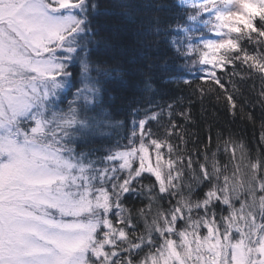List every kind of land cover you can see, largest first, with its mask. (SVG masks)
<instances>
[{
  "label": "snow or ice",
  "instance_id": "6c2138e0",
  "mask_svg": "<svg viewBox=\"0 0 264 264\" xmlns=\"http://www.w3.org/2000/svg\"><path fill=\"white\" fill-rule=\"evenodd\" d=\"M191 9L178 58L188 61V75L189 64H199L196 78L221 89L216 68L247 65L245 78L261 81L247 107H260L264 142V0H207ZM94 14L93 0H0V264H264V153L250 157L239 143L237 161L221 165V142L224 153L237 143L231 133L217 131L215 151L194 141L184 155L168 138L175 117H190L170 103L133 121L127 144L96 158L77 152V141L123 127L107 107L108 85L122 70L93 59ZM227 100L234 116L254 123L244 102ZM165 117L163 135L145 127Z\"/></svg>",
  "mask_w": 264,
  "mask_h": 264
},
{
  "label": "trees",
  "instance_id": "16d2710c",
  "mask_svg": "<svg viewBox=\"0 0 264 264\" xmlns=\"http://www.w3.org/2000/svg\"><path fill=\"white\" fill-rule=\"evenodd\" d=\"M93 2L98 5V14H94L91 20L93 29L98 32L96 40L100 42L95 46L93 59L108 60L110 66L122 70L121 74H114L112 82L108 85L107 107L109 112L113 113L114 120L123 122V127L105 129L106 136L95 137L87 143L77 141L75 144L77 152H90L93 158H96L113 148L117 141L122 145L127 144L126 137L132 131L133 121L145 119L160 108L167 111L166 106L171 103L177 111L186 110L190 117L187 122L181 117H175L178 127L168 138L169 143L180 146L184 155H187V151L184 150L190 151L193 148L194 141L199 148L207 144L211 151H215L217 131L223 132L224 138L231 133L232 140L237 142L236 145L229 146L228 153L223 152L221 142V151L217 153L221 165L227 163L231 168L236 162L240 154L239 143L246 146L250 157L264 153V142L260 140L262 115L260 107L258 104L254 108L247 107L249 103L258 99L261 88L259 78L255 75L245 78L244 69L247 65L241 68L236 67L238 62L225 64L223 68L218 67L215 71L216 76L224 84V88L221 89L210 77L196 78L197 69L201 67L199 64H189L192 75H188V68L185 67L188 61L177 56L176 48L186 43L183 28L192 24L187 20L185 13L192 11L191 4L199 5L205 3L204 0H93ZM119 5L128 7L124 9L118 7ZM125 11L129 12L130 16L123 14ZM178 24L182 27H178ZM256 24L259 27V19ZM196 26L205 32L208 38L211 37L212 33H207L204 24ZM235 35L237 34L234 33L233 36ZM173 41L176 42L175 45ZM194 43H201L199 34ZM224 53L223 49L216 55ZM233 67H236L238 75L230 76ZM78 71L77 65L73 69V74L76 75ZM185 80H190V83H184ZM230 80L236 83L238 91L242 93L239 98L233 93ZM209 87H212L213 91H207ZM201 89L204 91L201 92ZM227 94L233 95L237 108L241 102L245 103V113L252 112L254 123L247 119V115L234 116L230 112ZM68 99H71L70 95ZM163 124H167V117L160 121V124L149 121L145 127H151L153 132L163 135L164 129L161 127ZM180 125L186 130L183 132L186 144H181L176 136V133L181 131ZM161 151L166 153L167 149L162 148ZM163 159H167V156ZM133 166H136V162ZM145 204L144 200L134 201V206L138 208H143ZM142 223L141 221V230Z\"/></svg>",
  "mask_w": 264,
  "mask_h": 264
},
{
  "label": "rangeland",
  "instance_id": "374dc122",
  "mask_svg": "<svg viewBox=\"0 0 264 264\" xmlns=\"http://www.w3.org/2000/svg\"><path fill=\"white\" fill-rule=\"evenodd\" d=\"M204 2L206 3V2H207V0H204ZM217 3H218V0H217ZM204 18H205V19H208V18H209V15H208V13H204ZM223 31H224V32H227V31H228V29H224ZM233 34H234V33H233ZM233 34H232V35H233ZM221 50H223V49H221ZM221 50H220V51H221ZM238 154H239V153H238ZM239 155H240V154H239ZM237 159H238V158H237ZM236 161H237V160H236Z\"/></svg>",
  "mask_w": 264,
  "mask_h": 264
}]
</instances>
